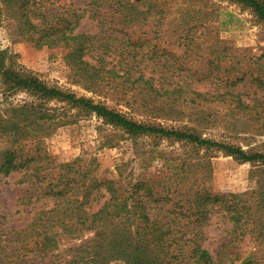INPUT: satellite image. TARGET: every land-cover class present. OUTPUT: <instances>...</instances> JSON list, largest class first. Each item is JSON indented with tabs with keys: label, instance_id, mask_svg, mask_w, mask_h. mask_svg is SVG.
Here are the masks:
<instances>
[{
	"label": "trees",
	"instance_id": "1",
	"mask_svg": "<svg viewBox=\"0 0 264 264\" xmlns=\"http://www.w3.org/2000/svg\"><path fill=\"white\" fill-rule=\"evenodd\" d=\"M62 1L0 0V23L7 21L38 48L67 50L76 81L93 93L112 91L127 110L49 86L0 50V179L25 172L35 196L52 201L20 228H9L0 213V264H264V249L261 259L239 253L247 239L264 246V176L251 191L212 193L206 176L198 175L209 163L171 152L167 176L146 179L121 164L115 178L100 180L96 169H83L79 159L57 163L44 146L59 128L95 115L131 139L143 161L149 152L166 159L165 149L159 150L165 143L197 153L216 150L264 169V153L211 134L217 125L237 134L239 120L252 118L256 107L237 90L244 76L230 82L216 74L229 57L226 45H212L215 60L209 56L208 63L214 70L197 73L143 34L133 39L125 31L151 27L157 39L168 37L186 52L200 50L210 21L201 0H91L86 12L97 22L93 35L76 32L83 15ZM231 1L264 23V0ZM257 60H264V52ZM226 71L238 70L230 65ZM206 82L217 92L194 88ZM228 101L224 119L196 110ZM187 110L195 111L184 124ZM216 215L231 230L214 256L205 247V228Z\"/></svg>",
	"mask_w": 264,
	"mask_h": 264
},
{
	"label": "rangeland",
	"instance_id": "2",
	"mask_svg": "<svg viewBox=\"0 0 264 264\" xmlns=\"http://www.w3.org/2000/svg\"><path fill=\"white\" fill-rule=\"evenodd\" d=\"M90 2L91 0H64L61 2V5L66 8L76 10L83 15L77 33L93 35L98 31L97 22L91 18V13L86 12L89 10ZM199 4V6L205 7L203 14L210 20L209 28L204 31L207 36H203L199 40L202 43L200 50L186 52L185 46L174 44V40L171 41L168 37L162 40L157 39L151 31V27H146L143 30L136 28L135 32L131 29L125 31L133 39L143 34V39L150 41L152 45L162 51L165 50L173 54L181 64L185 65V68L197 73L214 70L211 66L212 63H208L211 57L213 61L215 60V56L210 55L212 45H217L218 42L226 45L230 50L229 57L220 65V70L215 69L216 74H219L224 81L229 79L230 82L244 76L242 81L237 82V90L243 94L242 100L246 104L256 107L250 111L252 118L249 117L250 115L241 119L240 116H237L240 119L236 130L237 134L224 129L222 125H217L211 134L217 141L227 140L236 146H242L245 150L252 149L264 153V60H257V57L264 52V23L250 8L231 0H201ZM7 25V21L0 23V50H6L12 54L19 65L49 86L74 93L77 97L92 98L96 102H101L112 108L127 110L123 105H120L125 104L124 101H119L120 99L118 100L115 96V98L112 97V91L93 93L78 83L67 65V50L49 47L38 48L33 42L20 38L15 29L8 28ZM196 55L204 56L205 60L198 59ZM216 63L214 62V65ZM230 65H234L238 71L228 73L226 70ZM259 79L263 84H260ZM194 88L200 92H210L211 94L217 92L216 89H218L210 82L195 84ZM229 104V101L227 104L216 103L196 110L209 113L213 115V118L218 116L224 119L228 113ZM236 105V103L232 104L233 107ZM194 111H186L187 115L183 119L184 124L192 120L189 114ZM228 119L230 118L227 117ZM168 123L171 124V122ZM165 145L168 148H165ZM44 146L47 153L55 158L57 163H67L79 159V164L83 169L91 170V167L96 169L95 173L100 180L115 178L117 166L121 164H129V170L134 167L136 174L146 179H159L163 175L167 176L171 169L167 163L171 156L168 154L171 152L185 154L187 157L191 156L201 163H209V170L200 168L198 175L206 176L204 183L212 193L237 194L251 191L257 188V181L264 176V169L258 168V165L240 163L233 157L216 150L197 153L189 147L167 146L165 143L161 144L159 150L165 149L166 159H162L157 152L154 154L149 152L145 156L146 160L143 161L142 158H137L131 139H128L120 131L104 125L103 121L95 115L81 117L76 123L59 128L52 136L46 138ZM25 179V172H16L7 178L0 179V213L6 215L9 228L23 227L31 221L36 211L52 206L51 200H39ZM230 230L231 225L227 220L217 215L205 228L208 238L205 247L214 256L226 242ZM263 249L264 246L255 239H247L240 246L239 253L243 258L254 256L261 259Z\"/></svg>",
	"mask_w": 264,
	"mask_h": 264
}]
</instances>
